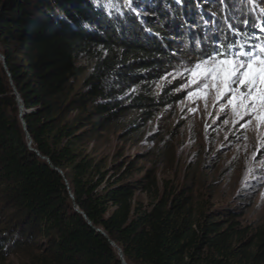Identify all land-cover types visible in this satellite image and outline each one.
<instances>
[{
  "label": "trees",
  "instance_id": "trees-1",
  "mask_svg": "<svg viewBox=\"0 0 264 264\" xmlns=\"http://www.w3.org/2000/svg\"><path fill=\"white\" fill-rule=\"evenodd\" d=\"M225 7L232 0H0V264H122L110 241L127 264H264V229L196 206L189 188L161 190L152 172L110 175L90 149L121 120L134 115V132L184 100L158 85L195 47L188 38L210 55L260 54L255 28L205 41L201 19L219 26Z\"/></svg>",
  "mask_w": 264,
  "mask_h": 264
},
{
  "label": "rangeland",
  "instance_id": "rangeland-1",
  "mask_svg": "<svg viewBox=\"0 0 264 264\" xmlns=\"http://www.w3.org/2000/svg\"><path fill=\"white\" fill-rule=\"evenodd\" d=\"M232 3L219 26L201 19L205 41L211 37L210 44H217L227 28L236 34L249 28L264 34V0ZM197 38L186 40L188 48L195 47L187 49L158 85L175 87L184 100L134 132H127L134 115L121 120L99 134L90 149L106 158L110 175L120 166H131L135 174L130 179L146 182L152 172L161 190L165 182L174 189L189 188L196 206L233 211L241 226L255 233L264 229V123L250 115L235 116L229 96L216 98L214 89H203V81L191 83L196 65L215 56L204 52ZM136 202L145 206L151 200L139 190ZM11 262L21 260L12 257Z\"/></svg>",
  "mask_w": 264,
  "mask_h": 264
},
{
  "label": "snow or ice",
  "instance_id": "snow-or-ice-1",
  "mask_svg": "<svg viewBox=\"0 0 264 264\" xmlns=\"http://www.w3.org/2000/svg\"><path fill=\"white\" fill-rule=\"evenodd\" d=\"M192 76L191 83L203 81V89H214L216 98L229 96L235 116L250 115L264 123V47L259 55L225 56L217 50L216 56L196 65Z\"/></svg>",
  "mask_w": 264,
  "mask_h": 264
},
{
  "label": "water",
  "instance_id": "water-1",
  "mask_svg": "<svg viewBox=\"0 0 264 264\" xmlns=\"http://www.w3.org/2000/svg\"><path fill=\"white\" fill-rule=\"evenodd\" d=\"M0 58L3 60V62H4V66L6 65V63H5V58L0 54ZM18 96V95H17ZM22 106L20 107V110L22 111ZM23 126H25V123L23 122ZM60 173H61V171H59ZM77 212H78V210H77ZM84 216V215H83ZM85 217V216H84ZM88 223H89V221H88ZM110 244L115 248V249H117L118 250V252H119V257H120V260H121V262H122V264H127L126 262H125V260H124V258H123V255H122V252H121V250L120 249H118L117 248V246L112 242V241H110Z\"/></svg>",
  "mask_w": 264,
  "mask_h": 264
}]
</instances>
